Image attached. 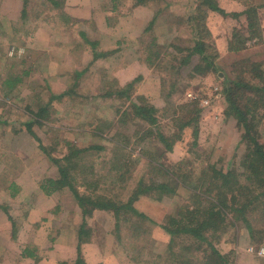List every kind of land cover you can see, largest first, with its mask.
Returning <instances> with one entry per match:
<instances>
[{
  "label": "rangeland",
  "instance_id": "obj_1",
  "mask_svg": "<svg viewBox=\"0 0 264 264\" xmlns=\"http://www.w3.org/2000/svg\"><path fill=\"white\" fill-rule=\"evenodd\" d=\"M217 1L230 15L240 13L249 6H261L258 12L262 25V37L249 41L246 51L233 54L228 48L229 39L236 28L241 29L246 25L244 17H224L221 14L209 12L203 23L202 17L205 16L206 10L201 11V0H154L150 2L146 7L150 8L151 14L154 11L157 14L154 31H151L153 34L139 38L141 41L139 44L137 43L138 48L134 49L138 51L139 58H142L139 60L144 61L145 45H142L141 42L147 44L154 36L164 49H162L161 57L156 60L155 66L150 67L151 74L147 78L140 76L132 100L138 104L139 97H143L157 107L159 128L150 127L135 118L131 103L126 99L104 96L106 93L124 87L119 85L115 75L121 67L127 66L133 59H99L93 62L83 80L81 78V84L74 87L75 95L54 101L50 106L49 117L44 125L33 124V130L39 139L45 147L52 150L51 155L63 158L68 153L66 144L68 142L81 149L91 145H103L106 151L93 153L87 162L92 163L95 171L100 175H106L111 168V160L116 158V153H119L116 152L115 145L111 140L120 144L125 141L127 148L123 154L133 159L135 168L127 177L128 180L125 184H118L112 193L101 192L108 197L119 195L121 202H126L129 199L141 180L147 184L170 181L165 170L160 174V171H154L149 166L145 154L146 156H161L158 163L163 164L164 169L171 173L179 171L182 174L191 173L193 179H197L211 167L223 170L225 173L228 171L242 172L241 166L246 154V146L240 144L241 132L236 126V121L234 119L227 121L223 115V83L226 75L221 68L224 64L229 65L237 60L255 57L264 69V0ZM29 5L34 9V12H38L40 9L43 12L40 18L51 24V16L47 17L50 8L49 2L30 0ZM171 27L173 31L170 30L168 34ZM208 31L211 33L210 36L207 35ZM199 38H203L208 46L207 55L216 57L212 60L221 64L219 65L220 69L206 75L194 74L196 67L206 65L201 62V57L197 54L193 55L187 64L181 66L183 58L188 54L186 49L193 47ZM170 45L180 47L179 49H183L184 52L178 53L179 56H176V50L173 47L170 48ZM1 47L0 138L5 137L8 140L11 137L10 139H14V142L12 144L0 142V147L6 153L1 156L3 154L0 152V180L2 183L4 182L0 194L7 191L6 199L8 195L14 198L12 199L14 205L11 207L13 217L6 204L2 206V208L7 207V215L12 218V221L10 218L9 221L12 225L14 238L19 226L22 225L20 218L24 217L26 210H23V207L21 209V205L27 200L34 199L35 196V192L28 189L40 187L46 179L59 178L58 168L27 129V126L33 122L31 113L32 111L37 113L39 107L48 103L52 97L54 92L51 90L48 78L56 74L59 66L63 68L59 72L63 78L60 80L58 92L64 89L65 92L72 87L74 73L71 72V68H64L63 65L57 67V61L60 63V59L53 61L54 59L14 58L10 47L15 46L8 44L5 48L6 46L2 43ZM175 57L178 58L175 59ZM26 73L34 74L30 79H23V83L17 86L11 95H6L3 83L17 77H25ZM226 73L232 78L238 75L233 69L231 75L234 76H230L229 68ZM130 76L131 73L125 77V80ZM55 81L58 83L57 80ZM98 96L99 98H96ZM205 101L209 102L208 106L203 104ZM195 104L202 110L197 144H194L192 130L186 129L182 140L175 144L173 151H166L164 145L159 142L156 132L160 131L166 135L178 133L175 120L184 117L187 110L194 108ZM150 130H152V134L148 135ZM260 133L264 143V117L261 121ZM142 137H146V139L140 142ZM178 169L180 170L178 171ZM109 182L108 184H110ZM105 186L107 185L105 184ZM26 189L27 191H25ZM80 191L82 194H90L83 188H80ZM156 194L154 192L151 196H142L135 204L140 212L146 214L157 224H148L149 233L146 234L147 240L144 242L145 251H137V241L129 238L130 232L132 230L134 232L131 223L123 221L119 232H117L113 213L96 210L93 216L87 219V226L92 229L93 241L91 244L95 245L97 242L100 251L99 253L90 251L91 255L97 258L91 257L87 264H99V261L101 264L102 262L105 264L107 260L108 264H114L115 262L110 260V256H116L120 251L127 253L128 250L131 251L128 253L132 258L130 259L132 261L134 259L133 262L137 264H154L158 258H161L160 264H169L168 245L158 237L161 234L158 233L160 228L158 224H163L170 215H176L178 208L189 202L190 194L183 188H178L175 196H165L161 201L154 199ZM53 195L59 202L55 208L57 211L55 220L61 218V224L66 225L72 212L77 232L84 219L71 192L66 188L52 195L44 193L46 200L53 198ZM14 210L17 213H14ZM232 217L228 218L225 232L218 234L221 240L218 242L217 238H213L211 241L218 242L216 248L224 253L229 251L226 245L228 241L230 242L229 246L235 245L233 248L235 252L226 253L229 261L234 264L237 256L233 255L237 254V247H243L245 244V246H249L251 242L253 246L248 248H260L264 245V207L249 215L250 224L255 234L251 237L248 227L241 221L234 222ZM138 245H142V243H138ZM202 246L203 249H207L206 245ZM179 250L176 248L177 252ZM202 253L199 252L198 256L201 260H205L206 255Z\"/></svg>",
  "mask_w": 264,
  "mask_h": 264
},
{
  "label": "trees",
  "instance_id": "obj_2",
  "mask_svg": "<svg viewBox=\"0 0 264 264\" xmlns=\"http://www.w3.org/2000/svg\"><path fill=\"white\" fill-rule=\"evenodd\" d=\"M24 1L26 8L30 0ZM47 1L51 2L56 8H61L64 3L63 0ZM152 1L154 0H135V5L148 6ZM200 7L201 11L206 10L205 16L202 17L203 23L209 12L221 14L224 17L245 18L246 25L241 29L236 28L231 39H229L228 48L233 54L246 51L249 41L262 37V25L258 12L261 6H249L244 11L232 15L226 12L217 0H201ZM25 16L26 10L23 12V19H25ZM156 22L157 16L146 28L145 35L153 34L151 31H154ZM170 30L173 31L172 27ZM207 35H211L210 31L207 32ZM142 45H145V62L148 66L154 67L164 48L158 44L155 36L147 44L142 42ZM169 47L176 50V56H179L178 53L182 54L184 52L183 49H179L180 47L174 45ZM186 50L188 54L183 58L181 66L187 64L195 54L201 57V62L206 63L204 67H196L194 74L206 75L220 69L219 65L221 64L212 60L216 57L207 55L208 46L203 38H199L193 47ZM100 55L102 54L96 53L94 61L99 60L97 58H101ZM177 58L175 57V59ZM227 68L230 70V76L233 75H231L233 69L238 75L234 78L229 77L226 73ZM221 70L226 75L223 83V115L227 121L231 119L236 121V126L241 132L240 144L246 146V154L241 166L242 172L228 171L225 173L223 170L211 167L210 170L204 171L200 177L193 179L191 173L182 174L179 171L180 169L177 173H171L169 170L164 169V165L158 163L161 156L154 157L145 154L149 166L154 171H160V174L164 173L163 170H165L170 181L147 184L141 180L126 202H121L119 195L108 197L101 194V192L112 193L118 184H125L128 180L127 177L135 168L133 159L123 154L127 148L125 141L120 144L111 140L115 145L116 152L120 154L116 153V158L114 157L115 159L111 160V168L108 174L100 175L95 171L92 163L89 164L87 160L92 157L93 153L106 151L103 145H91L81 149L68 142L66 143L68 153L63 158H57L51 155L52 150L45 147L33 130V124L44 125L49 117L50 106L53 105L54 101L75 95L74 87L81 84L80 80L81 78L83 80L88 70L74 73L72 87L60 95L53 94L48 103L39 107L37 113H33V111L31 113L30 111L33 122L27 126V129L39 142L41 149L49 155L58 168L59 174L58 179H46L40 186L41 190L46 195H52L67 188L82 211L84 221L77 229L79 245L77 247L78 256L74 264H87L82 253V246L92 242V229L87 226V219L91 218L96 210L113 213L117 232H119L123 221L131 223L134 232L133 230V233L130 232L129 238L137 241V251H145L146 245H144V242L147 240L146 234L149 233L148 224H157L146 214L140 212L135 206L136 202L142 196H151L154 192L157 193L154 199L161 201L165 196H175L178 188H183L190 194L189 202L179 207L176 215H170L163 224L158 225L170 237L167 249L169 264H233L229 261L227 255L220 253L216 248V244L221 240L218 234L225 232L230 216H233L234 222H243L250 230L251 235H255L250 224L249 215L264 207V143L260 133L261 121L264 117V69L259 60L253 57L252 59L237 60L234 63H229V65L224 64ZM140 78L138 77L124 87L119 88V90L106 93L104 96L126 99L131 103L135 118L150 127L158 129L159 110L157 107L143 97H139L138 104L132 100L133 92ZM22 83L23 79L19 77L4 82L3 89H6V95H11L16 87ZM96 98H99V96ZM193 107L187 110L184 117L175 120L178 133L166 135L160 131L156 132L159 142L164 145L166 151H173L175 144L182 140V135L186 129L192 130L194 144H197L202 110L196 104ZM261 115L263 116L261 117ZM150 134H152V130L148 131V135ZM145 139L146 137H142L140 142ZM108 181H110V184H108ZM80 188L89 191L90 194H82ZM3 210L8 213L7 207H3ZM9 218L12 221L10 215ZM213 238H217L218 242L211 241ZM252 238L254 239V237ZM138 243H142V245H138ZM202 245H206L207 249H203ZM131 246L133 245L131 244ZM176 248L180 250L177 252ZM199 252L206 255L205 260L199 258ZM31 253L32 250L27 248L25 255L29 257ZM160 259H156L158 261H155L154 264H160Z\"/></svg>",
  "mask_w": 264,
  "mask_h": 264
},
{
  "label": "crops",
  "instance_id": "obj_3",
  "mask_svg": "<svg viewBox=\"0 0 264 264\" xmlns=\"http://www.w3.org/2000/svg\"><path fill=\"white\" fill-rule=\"evenodd\" d=\"M63 2L61 8H56L49 2L50 14L48 12L47 17L51 16L50 24L40 18L43 15L40 9V12H34L29 4L25 8L24 0H0V51L2 43L5 48L11 44L15 46L10 47L14 58L54 59L53 61L60 59V63L56 60L57 67L63 65L64 68H71L73 73L89 71L95 62L96 53L102 54L100 55L102 57L97 59H133L116 72L115 78L120 86H125L140 76L147 78L151 74L150 66L144 62L145 60H139L142 58H139L138 51L134 48H138L146 28L157 16L155 11L151 14L149 7L137 6L135 0H63ZM25 10L26 16L23 19ZM169 32L170 29L168 34ZM67 63L69 64L65 65ZM60 69L63 68L59 66L56 74L48 78L55 95H60L65 90L58 92L60 80L63 78L59 73ZM130 73L129 79L125 80ZM33 74L26 73L22 79H30ZM10 138L8 140L5 137L0 138V142L12 144L14 139ZM0 152L3 154L1 156L6 154L1 147ZM3 184L4 182L0 180V192ZM28 190H33L35 196L21 205V209L23 207V210L28 211L25 210L24 217L20 218L22 225L19 226L14 238L11 222L2 208L3 204H6L13 217L11 207L14 205L12 200L14 198L8 195L7 200V191L0 194V264H74L78 256L79 235L74 227L72 212L68 217V223L61 224V218L55 220L57 215L55 208L59 204L57 197L53 195V198L46 200L39 186ZM14 213L17 212L14 210ZM158 233H161L158 237L169 245L170 237L161 228ZM228 243L230 242L226 244L229 248L227 252L232 254L231 251L235 252L233 249L235 245L229 246ZM245 245L237 247V254L233 256L236 255L238 261L236 260L234 264H264V257L258 254V250L264 245L260 248H248L253 246L252 242L249 246ZM27 248L32 250L29 257L25 255ZM251 249L253 251H250ZM90 251L99 253V244L96 242L93 245L90 242L82 246L86 263H89L91 257H95ZM126 252L120 251L116 256H110V260L115 262L114 264H137L128 254L131 251ZM227 252L220 251L224 255H227ZM98 263L101 264V261ZM105 264H108V260Z\"/></svg>",
  "mask_w": 264,
  "mask_h": 264
},
{
  "label": "built area",
  "instance_id": "obj_4",
  "mask_svg": "<svg viewBox=\"0 0 264 264\" xmlns=\"http://www.w3.org/2000/svg\"><path fill=\"white\" fill-rule=\"evenodd\" d=\"M11 53H13L12 50H11ZM203 104H204L205 106H208V105H209V102H208V101H205ZM250 251H253V249H251ZM258 254H259V256L264 257V246L261 247V248L258 250Z\"/></svg>",
  "mask_w": 264,
  "mask_h": 264
}]
</instances>
